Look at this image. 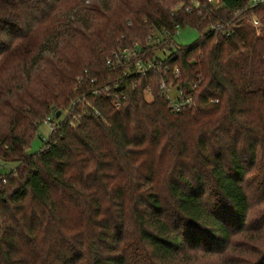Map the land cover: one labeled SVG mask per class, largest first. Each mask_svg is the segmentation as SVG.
<instances>
[{
  "label": "trees",
  "instance_id": "trees-1",
  "mask_svg": "<svg viewBox=\"0 0 264 264\" xmlns=\"http://www.w3.org/2000/svg\"><path fill=\"white\" fill-rule=\"evenodd\" d=\"M0 162V264H210L264 194V4L0 0Z\"/></svg>",
  "mask_w": 264,
  "mask_h": 264
},
{
  "label": "rangeland",
  "instance_id": "rangeland-1",
  "mask_svg": "<svg viewBox=\"0 0 264 264\" xmlns=\"http://www.w3.org/2000/svg\"><path fill=\"white\" fill-rule=\"evenodd\" d=\"M199 35V31L194 27H181L175 33L174 42L178 46H188L193 44L199 38ZM150 98V95L146 94V99L150 100ZM59 118L62 119L63 115ZM49 133L50 127L42 122L37 127L36 134L27 148V152L31 154L39 151L47 140ZM12 166H14L13 163L3 164L0 162V169L4 172H7ZM248 176L247 184L249 186H247V192L250 208L247 230L243 236L234 238L230 252L203 259L210 264H255L260 258H257V254H250L249 250L259 248L264 251V194L260 190L259 183L255 182L254 176L251 174ZM244 249L247 253L243 251ZM236 252H239L238 256L235 255Z\"/></svg>",
  "mask_w": 264,
  "mask_h": 264
},
{
  "label": "built area",
  "instance_id": "built-area-1",
  "mask_svg": "<svg viewBox=\"0 0 264 264\" xmlns=\"http://www.w3.org/2000/svg\"><path fill=\"white\" fill-rule=\"evenodd\" d=\"M208 1L213 3V4H217L218 3V0H208ZM262 4H264V0H249V7H255V6H258V5H262ZM248 22L251 25V27L254 28V30H255V32H256V34L258 36H261L263 34V23L261 22V20L256 15L251 14L249 19H248ZM212 29L215 30V31L222 30L223 29V25L216 24V25H214L212 27ZM228 34H229V31H227V35ZM133 50H137V46ZM133 50L124 49L122 51V54H121L120 58H119V62L121 60L125 61V62H128L133 56V53H134ZM107 63H108V65L111 64V60H108ZM133 64H134L135 72L138 73V74H145L146 72H148L149 70H151L154 67V63L152 61L148 60V61L144 62L140 58L135 59ZM161 85L164 88V83H162ZM149 89L150 88L147 87V94L149 93ZM167 99L169 100L170 106L173 108L174 111H179V110H181L183 108H190L192 106V97L191 96H186L182 100L175 99V98L172 99L169 96L167 97ZM116 105L118 106V103H116ZM42 122L47 124L50 127V132L54 129V126L57 124V122L53 121L51 115L46 116L42 120Z\"/></svg>",
  "mask_w": 264,
  "mask_h": 264
},
{
  "label": "water",
  "instance_id": "water-1",
  "mask_svg": "<svg viewBox=\"0 0 264 264\" xmlns=\"http://www.w3.org/2000/svg\"><path fill=\"white\" fill-rule=\"evenodd\" d=\"M57 116H59V112H57Z\"/></svg>",
  "mask_w": 264,
  "mask_h": 264
}]
</instances>
